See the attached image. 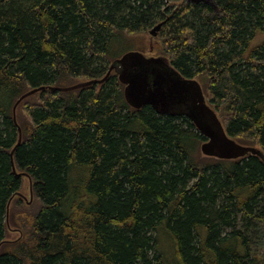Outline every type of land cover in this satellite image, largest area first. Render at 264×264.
Wrapping results in <instances>:
<instances>
[{
  "label": "trees",
  "instance_id": "obj_1",
  "mask_svg": "<svg viewBox=\"0 0 264 264\" xmlns=\"http://www.w3.org/2000/svg\"><path fill=\"white\" fill-rule=\"evenodd\" d=\"M161 23L159 52L264 153V0H0V264H264L261 158L198 156L194 125L131 108L114 72L53 91L102 80L115 41Z\"/></svg>",
  "mask_w": 264,
  "mask_h": 264
},
{
  "label": "water",
  "instance_id": "obj_2",
  "mask_svg": "<svg viewBox=\"0 0 264 264\" xmlns=\"http://www.w3.org/2000/svg\"><path fill=\"white\" fill-rule=\"evenodd\" d=\"M187 1L207 2V0ZM164 25L165 23H161L153 28L150 35L157 37ZM113 72L124 86L125 100L131 108L142 110L149 106L160 116L187 118L205 138V142L201 145V152L205 157L235 161L253 155L264 162V153L260 149L243 146L228 135L218 114L208 104L201 84L196 79L182 76L165 57H147L141 52H128L110 65L107 75L102 80L81 83L69 88H53V91L70 92L95 84L100 85ZM39 91L40 89L32 90L22 96L15 106L14 114L23 100ZM19 133L18 146L22 141L20 129ZM14 152L15 150L11 154L13 166ZM14 172L16 173L15 167ZM23 176L28 177L27 174Z\"/></svg>",
  "mask_w": 264,
  "mask_h": 264
},
{
  "label": "rangeland",
  "instance_id": "obj_3",
  "mask_svg": "<svg viewBox=\"0 0 264 264\" xmlns=\"http://www.w3.org/2000/svg\"><path fill=\"white\" fill-rule=\"evenodd\" d=\"M167 1H168L169 5L172 6V5L182 4L183 2L185 3V1H187V0H167ZM263 39H264V36H260L255 44H259ZM160 47H161V40L158 37V35H157V37H152L150 35V33L143 34V35H132V36H127V38H123V39L120 38L119 40L115 41L111 45V54L113 56V59H116V60H118V58L120 59L121 57H123L128 52H141L147 57H155V58L165 57V58H167L166 56H163L159 52ZM116 60H114V61H116ZM110 65H111V63H110ZM195 79L198 81L197 78H195ZM197 153H198V156L200 154L201 157H205L201 152V145H199ZM22 182H23V187H22V190L20 193L22 195V199L25 203L24 204L25 206H27V205L30 206L33 203L32 209H28L30 212L29 214H32L33 211H36L39 209V204H38L37 200L35 199V196H33V191L31 192V180L24 177L22 179ZM10 230H11L10 235L8 236L7 241H15V240L19 239L21 234L19 232H15L12 229H10ZM261 231L264 234V227ZM160 237L161 238H160V243H159V249H161L163 252H165L168 255V257L166 256V259L169 263H171L170 258L172 255V249H171L170 242L168 241L167 237L163 236V234L160 235ZM161 239H164V241ZM263 241H261V242L264 243ZM261 252H262V255H264V245H263V249Z\"/></svg>",
  "mask_w": 264,
  "mask_h": 264
},
{
  "label": "bare ground",
  "instance_id": "obj_4",
  "mask_svg": "<svg viewBox=\"0 0 264 264\" xmlns=\"http://www.w3.org/2000/svg\"><path fill=\"white\" fill-rule=\"evenodd\" d=\"M186 2H188V1H186ZM188 3H192V2H188ZM18 146V145H17ZM14 151V150H13ZM12 154V153H11Z\"/></svg>",
  "mask_w": 264,
  "mask_h": 264
}]
</instances>
